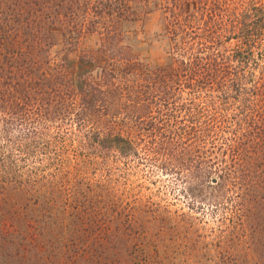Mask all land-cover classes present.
<instances>
[{
  "label": "trees",
  "instance_id": "16d2710c",
  "mask_svg": "<svg viewBox=\"0 0 264 264\" xmlns=\"http://www.w3.org/2000/svg\"><path fill=\"white\" fill-rule=\"evenodd\" d=\"M0 264H264V0H0Z\"/></svg>",
  "mask_w": 264,
  "mask_h": 264
},
{
  "label": "rangeland",
  "instance_id": "374dc122",
  "mask_svg": "<svg viewBox=\"0 0 264 264\" xmlns=\"http://www.w3.org/2000/svg\"><path fill=\"white\" fill-rule=\"evenodd\" d=\"M123 37V40L131 45L141 59L149 63H155L162 59L164 37L161 31V15L157 9H153L146 15L127 24ZM97 42L98 36L95 33L84 34L71 45L58 40L52 47L51 53L56 57L61 50H66L68 56L72 58L80 50L93 49ZM92 74H97L96 68L92 70ZM154 177L155 175H151L152 179ZM147 182V179L143 178V183L147 184Z\"/></svg>",
  "mask_w": 264,
  "mask_h": 264
}]
</instances>
